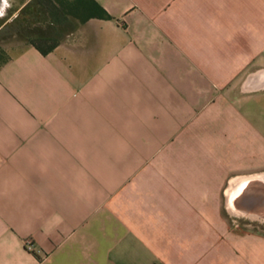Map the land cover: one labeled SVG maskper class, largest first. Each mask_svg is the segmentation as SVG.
Here are the masks:
<instances>
[{"label":"crops","instance_id":"crops-1","mask_svg":"<svg viewBox=\"0 0 264 264\" xmlns=\"http://www.w3.org/2000/svg\"><path fill=\"white\" fill-rule=\"evenodd\" d=\"M7 32L0 264H264V0H6Z\"/></svg>","mask_w":264,"mask_h":264},{"label":"rangeland","instance_id":"rangeland-1","mask_svg":"<svg viewBox=\"0 0 264 264\" xmlns=\"http://www.w3.org/2000/svg\"><path fill=\"white\" fill-rule=\"evenodd\" d=\"M14 35V33H10V32H7L6 35L4 34H1L0 35V52H3V54H5L4 51H9V49L7 47H3L5 45V42L9 43V39L12 38ZM5 56V55H4ZM250 225L252 228H250L251 230L253 231H256V230H260V231H263L264 232V223H253V224H248Z\"/></svg>","mask_w":264,"mask_h":264},{"label":"trees","instance_id":"trees-1","mask_svg":"<svg viewBox=\"0 0 264 264\" xmlns=\"http://www.w3.org/2000/svg\"><path fill=\"white\" fill-rule=\"evenodd\" d=\"M98 11H99L98 14H97L98 17H100V18H107L106 14H104V12H102L100 9H98ZM30 42L34 46H36V48H38V50H40L42 53H46V51L42 50L39 46L35 45L36 44L35 41H30ZM52 48H53V45L49 46L47 48V50H51ZM7 59H8V57L7 56H4L3 52H0V64L4 63Z\"/></svg>","mask_w":264,"mask_h":264},{"label":"water","instance_id":"water-1","mask_svg":"<svg viewBox=\"0 0 264 264\" xmlns=\"http://www.w3.org/2000/svg\"><path fill=\"white\" fill-rule=\"evenodd\" d=\"M1 3H2V5H4V6H2V7L0 8V9L2 10V9L5 7L6 0H1ZM255 180H256L257 182L261 183V184L264 186V176H259V177L255 178Z\"/></svg>","mask_w":264,"mask_h":264}]
</instances>
